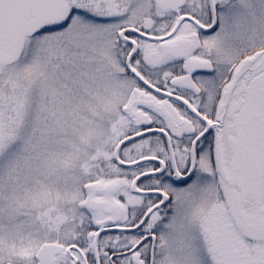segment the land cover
<instances>
[{
	"label": "snow or ice",
	"instance_id": "1",
	"mask_svg": "<svg viewBox=\"0 0 264 264\" xmlns=\"http://www.w3.org/2000/svg\"><path fill=\"white\" fill-rule=\"evenodd\" d=\"M0 264H264V0H0Z\"/></svg>",
	"mask_w": 264,
	"mask_h": 264
}]
</instances>
